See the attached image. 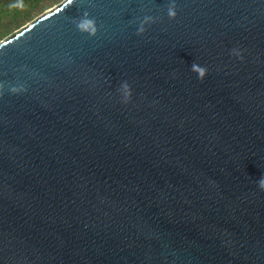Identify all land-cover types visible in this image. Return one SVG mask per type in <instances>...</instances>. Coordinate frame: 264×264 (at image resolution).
Instances as JSON below:
<instances>
[{
  "label": "water",
  "instance_id": "water-1",
  "mask_svg": "<svg viewBox=\"0 0 264 264\" xmlns=\"http://www.w3.org/2000/svg\"><path fill=\"white\" fill-rule=\"evenodd\" d=\"M171 3L0 42V264H264V0Z\"/></svg>",
  "mask_w": 264,
  "mask_h": 264
},
{
  "label": "trees",
  "instance_id": "trees-1",
  "mask_svg": "<svg viewBox=\"0 0 264 264\" xmlns=\"http://www.w3.org/2000/svg\"><path fill=\"white\" fill-rule=\"evenodd\" d=\"M60 0H0V36L7 35Z\"/></svg>",
  "mask_w": 264,
  "mask_h": 264
},
{
  "label": "clouds",
  "instance_id": "clouds-1",
  "mask_svg": "<svg viewBox=\"0 0 264 264\" xmlns=\"http://www.w3.org/2000/svg\"><path fill=\"white\" fill-rule=\"evenodd\" d=\"M167 15L169 18H174L176 15L175 12V5H174V0L173 3L170 4V6L167 9ZM156 18L150 15H145L141 20H139L138 28H137V34L142 33L144 31L145 25L151 22H154ZM95 32V29L92 30ZM191 70L194 72H197V78H203L205 74V69L202 66H198L195 63L191 65ZM123 88H127L128 85L126 82L122 84ZM257 186L261 189L264 190V175H261L259 179L256 181Z\"/></svg>",
  "mask_w": 264,
  "mask_h": 264
},
{
  "label": "rangeland",
  "instance_id": "rangeland-1",
  "mask_svg": "<svg viewBox=\"0 0 264 264\" xmlns=\"http://www.w3.org/2000/svg\"><path fill=\"white\" fill-rule=\"evenodd\" d=\"M64 0H60L58 2H54L52 3V5H50V7H48L46 10L38 13L37 15H35L32 19H29L28 21L22 23L20 25V27H18L17 29L13 30L12 32L8 33L7 35H3L0 36V42L4 41L7 37H9L10 35H12L13 33L19 31L21 28L25 27L26 25H28L29 23H31L32 21H34L36 18H38L40 15H42L43 13L51 10L52 8L56 7L57 5H59L60 3H62Z\"/></svg>",
  "mask_w": 264,
  "mask_h": 264
}]
</instances>
